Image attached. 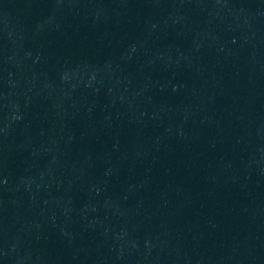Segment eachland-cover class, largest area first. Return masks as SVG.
<instances>
[{"label":"water","instance_id":"95a60500","mask_svg":"<svg viewBox=\"0 0 264 264\" xmlns=\"http://www.w3.org/2000/svg\"><path fill=\"white\" fill-rule=\"evenodd\" d=\"M0 264H264V0H0Z\"/></svg>","mask_w":264,"mask_h":264}]
</instances>
